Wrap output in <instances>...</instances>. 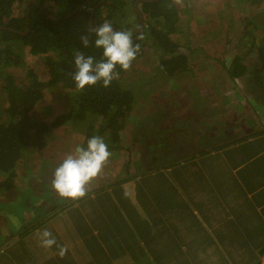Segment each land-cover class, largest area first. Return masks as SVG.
Here are the masks:
<instances>
[{
  "label": "crops",
  "instance_id": "1",
  "mask_svg": "<svg viewBox=\"0 0 264 264\" xmlns=\"http://www.w3.org/2000/svg\"><path fill=\"white\" fill-rule=\"evenodd\" d=\"M258 29L255 42L252 37L239 49L246 75L238 85H248L252 77L256 94H237L232 88L229 93L223 86L224 93L205 96L211 105L207 109L214 108L211 112L224 120L211 124V130L207 126V142L200 139L205 121L197 122L192 137L183 138V128L172 124L168 128L164 120L165 130L155 134L154 142L174 143L175 154L168 152L171 161H144L141 166L149 145L142 146V154L130 139L119 150L129 151L126 164L131 163L120 169L126 165L118 164L124 155L117 157L119 150H112L103 168L104 185L94 184L80 199L62 198L65 203L53 206L47 221L26 232L23 243L30 247L32 264H174L173 252L185 254L177 263L185 264L198 262L199 254L209 253L208 247L211 261L205 264L260 259L261 252L254 250L262 244L256 237L264 235V109L259 107H264V25ZM199 147L207 151H190ZM44 229L52 233L56 245H41ZM20 244L17 237L0 247V264L6 260L21 264ZM59 246L67 248L63 257ZM9 250L12 253L5 254ZM163 250L172 251L161 259ZM23 264H28L24 257Z\"/></svg>",
  "mask_w": 264,
  "mask_h": 264
},
{
  "label": "trees",
  "instance_id": "2",
  "mask_svg": "<svg viewBox=\"0 0 264 264\" xmlns=\"http://www.w3.org/2000/svg\"><path fill=\"white\" fill-rule=\"evenodd\" d=\"M24 1L0 0V26H2L0 28V80L3 85V88L0 89V194L6 191L18 192V200H15L14 203H17L16 205L21 204L15 211L16 216L22 212L21 215L27 217L29 208L35 209V212L38 209H36L35 201L31 199L33 188L30 185L27 186L28 189L24 194H21L22 191L19 190V188L24 187H18L17 183L20 173L17 169L18 160L30 155L29 160L24 161L26 168L24 178H27L26 181L28 182L34 181L37 175L42 174L36 169L37 165L41 169L47 166L56 168L63 158L62 155L55 152L56 148L52 146L47 148L51 142L50 136L54 131L57 132V130L62 129L64 131L62 137L74 141L67 132H70L71 128L77 127L75 125L81 122L83 125L86 122L87 126L84 129V138L79 142V145L86 146L88 138L98 135L104 138L109 151L120 149L121 146L123 147L122 137H124L121 133L126 125H129L128 119L140 116L141 111L136 112V114L131 113L135 95L141 93V90L135 85L125 86L119 78L113 80L111 86L107 88L103 87L101 82L93 87L78 90L71 75L76 70L74 52L83 51L85 55L94 56L96 59L102 57V49H97L94 46L96 37L91 29L107 20L112 23L114 28L125 31L120 25H126L125 20L129 19L130 12L134 13L133 7L135 2L137 4V0H31L29 11L27 10L29 0H26L25 3ZM141 1L146 8L135 9L141 12V14L139 12L136 14L141 27L144 19V35L142 40L133 38L134 43L140 45L136 59L145 53V47L148 44L144 41L146 36L149 38L150 35H154L158 46L165 48L166 52L174 50L177 46V42L172 37L174 33H182L184 38L190 36L184 30L185 23L180 21V8L172 0H139L140 5ZM186 1L193 3L192 8H196L197 14L211 4V0ZM212 3L211 11L217 17H221L224 3L222 5L214 4L213 0ZM93 9L95 10L92 13ZM145 9L148 10L145 12ZM185 9L190 12L191 7L188 6ZM123 10L128 12L121 13ZM14 12L17 13L15 16L12 15ZM225 16H228L229 20L235 23L236 20L231 14ZM91 19L94 27L90 23ZM253 19V17L240 19L244 34L242 33L239 40L247 34L248 38L253 37L255 42L256 36H253V30L258 26L257 21ZM163 22H165L164 27L167 30L160 28ZM141 30L138 31V34L141 33ZM86 34L90 37V44L87 48L84 47L80 39L81 35ZM152 43L154 44V41ZM26 46H29L31 56L38 58L33 61L27 60L29 65H27L24 57ZM171 54L169 58H162L158 67L170 75L186 69V55H174L172 52ZM218 61L222 67L221 74L227 73L228 78L241 76L245 72V65L239 67V64H236L239 57L233 61L229 69L224 66L223 60ZM41 63L46 65V70L43 71L49 74L48 80H45L44 76L43 79L40 78L43 72L39 71L38 67L41 66ZM12 66L22 67V71L26 70V78L23 83L21 82L23 78L17 77V73L10 69ZM117 71H119V75L126 72L119 66ZM203 77L208 79L205 75ZM228 78H225L224 82L229 81ZM218 79L220 80V77ZM251 79L249 82L251 89L248 90L249 83L247 85L246 82L245 86L242 87L235 80L236 87L232 92L240 94L248 91L256 94L255 84L251 82ZM218 85L223 86L222 83L213 82L212 95L216 92L223 93ZM48 90L54 95L61 93L57 94L60 98L59 101L57 96H53L51 100L48 98V103H45L47 96H49ZM205 99L208 100L206 97ZM60 104L67 108L62 111ZM182 106L183 99L179 98L176 113L178 118L183 121L185 120L184 113L177 112ZM169 108L172 109V107ZM209 110H214V108L204 109L201 113L207 115ZM154 126H158V124L155 123ZM130 133H126L129 138L131 137ZM178 134L176 131L175 136ZM111 140H115L117 143L113 144ZM170 146L173 151L177 150V148L174 149L176 147L174 143L170 142ZM46 152L49 156L46 155ZM183 154L186 155L185 150ZM32 158L35 162L30 161ZM130 163L131 161H128L126 166ZM53 173L54 171L52 177ZM4 197L0 198L1 202ZM23 197L25 199H22ZM51 212L52 209H48L41 216L43 218L48 217ZM12 214H8L6 208L0 210V231L5 235L6 232L16 227L15 224H12L13 222H9ZM35 219L39 220L38 218ZM212 222L211 226L213 225ZM25 231L20 230V233ZM18 234L14 238H17ZM9 242L0 236V247H5ZM262 248L260 254L264 253V244ZM251 249L252 245L249 246V250ZM192 262L194 261H187L185 264H193ZM257 264H260V259Z\"/></svg>",
  "mask_w": 264,
  "mask_h": 264
},
{
  "label": "rangeland",
  "instance_id": "3",
  "mask_svg": "<svg viewBox=\"0 0 264 264\" xmlns=\"http://www.w3.org/2000/svg\"><path fill=\"white\" fill-rule=\"evenodd\" d=\"M175 5L180 8V21L184 22L186 27L185 31L189 33L190 36H185V38L182 36V33H174L172 37L174 38L175 42H177V46L174 50H169L170 52H166L165 48L159 47L157 39L154 38V35H150L149 38L146 36L145 42L148 44L145 47V53L140 58L134 60L132 62V66L129 70L125 72V74L119 75V79H121V82L127 86H137L140 87L141 93H138V95H135V100L133 103V110L131 114H136V112L141 111L140 116H136V118L130 117L128 119L129 125H126V128L122 131L121 134H123L124 137H122V143L128 144L130 142L129 139L133 140L131 142V145L136 148V150L139 149V151L142 153V146L146 145V143L149 145L147 148V157H144L142 159L141 166H143L144 161H147L149 164L152 163V160H156L157 162L160 161H171L172 157L168 156V152H171L175 154L170 146L169 143H156L154 142V136L159 131H164L163 127H165L167 124L168 128L169 125L172 124V127H175V123L178 121L177 113H176V105L178 103L179 98L183 99V106L182 108L178 109L177 112H183L185 116V120H183L181 123H177V126H180V128H183L182 136H185L187 134V131L190 126L195 123L194 128L191 129L190 133H188V136H193V131L195 128H197V122L199 124H203L204 126H210L211 130V124L213 125L215 121L221 120L224 121L222 118L218 117L215 113H212L209 111L207 115H204L201 113L204 109H207V105L211 106L207 103V100L205 99V96L210 95L212 92V85L213 82L222 83L223 86L226 88L225 90L229 92V90L235 89L236 84L233 80L224 82L225 78L227 77V73L221 74V64L218 60L227 61V58H235L237 55H239V49L243 46L244 43H246L249 39L245 40H239L240 36H242V33L244 34L243 25L240 22L241 18L245 17H253L254 21H257V28L253 30V33L256 35L258 29L261 27V25L264 24V0H213L214 4L219 3L222 5L224 3V7L222 9V15L221 17H217V15L213 11H211V4L209 7L205 8L201 13L197 14L196 8L193 7V3L186 0H172ZM26 0L24 1V3ZM189 3V4H188ZM132 5V3H131ZM188 6L191 7L190 12L186 10ZM141 7L146 8L145 5L140 3L137 5L136 2L134 3V13L130 12L129 19H126V25H120L121 28H123L125 31H130L133 35H137L138 31L141 29V25L139 23L137 10L135 8ZM18 8V7H17ZM219 8V7H218ZM148 9H145V12ZM132 11V9H131ZM128 11H122L121 13H126ZM17 13L14 12L12 15H16ZM105 14V13H104ZM234 17L236 20L235 23H232V21L229 20V15ZM131 19V20H130ZM179 21V22H180ZM232 23V24H231ZM165 22L161 23L160 28H164L167 30L166 27H164ZM231 25V26H230ZM128 27V28H127ZM142 34V33H140ZM252 35V34H251ZM250 35V36H251ZM245 37H247V34H245ZM250 38V37H249ZM154 41V44L152 43ZM232 46V47H231ZM231 47V48H230ZM185 54L186 59V69L183 71H176L175 74L170 75L165 70L160 69L158 66L160 64V60L162 58H169L172 54ZM25 60L33 61L37 60L38 58L36 56H31L29 51V46L25 47ZM217 59H216V58ZM44 63V62H43ZM41 63V66L38 67L39 71H42V76L40 75L41 79L48 80L49 74L45 71L46 65ZM245 60L243 53L239 55V61H237L236 64H239V67L244 66ZM43 64V65H42ZM27 65L29 63L27 62ZM225 67H228L224 64ZM13 67V66H12ZM13 71L17 73V77L23 78L21 82L23 83V80L26 78V70L22 71V67H13ZM43 67V69H42ZM224 68V67H223ZM154 73V74H151ZM203 75H205L208 79H204ZM246 75V73L243 74V76ZM44 76V77H43ZM43 77V78H42ZM220 77V80L218 79ZM230 78V77H229ZM20 82V83H21ZM242 82L241 77L238 78V83L240 84ZM227 85H226V84ZM2 82L0 80V89L2 87ZM219 89H222V85H218ZM3 88V87H2ZM218 90V89H217ZM49 91V90H48ZM49 96H47L45 103H48V98L51 100L54 95L52 92H48ZM66 93V91H64ZM224 93V91H223ZM231 93V92H229ZM228 93V94H229ZM226 94V95H228ZM246 92H244V95ZM190 96H192L190 98ZM57 100L59 101V96H57ZM189 97V98H188ZM223 100V97L222 99ZM227 100V98H226ZM62 111L65 110L67 107H64L60 104ZM169 107H172L170 109ZM261 110L264 109L262 105L259 106ZM169 110V114H168ZM194 111V112H192ZM197 114V115H196ZM167 118H165V116ZM177 117V118H176ZM151 118H153L151 120ZM168 123L166 124L165 121ZM188 121H193L190 124ZM157 123L158 126H154V124ZM185 125V126H184ZM77 129L71 128L70 132H67L72 136L73 140H68L65 137H62L64 131L57 130V132H53V134L50 136L51 142L47 145L49 147L56 148L55 152L59 155H62V158L64 159L69 153H71L74 148L79 145V142L83 140L84 138V129L87 126V123L85 122V125L81 122L78 125H75ZM135 126V127H134ZM157 128V129H156ZM208 128V127H207ZM227 128V127H225ZM230 128V126H229ZM132 132L133 135H131V138H129L126 133ZM208 134V131L206 132ZM201 140L203 142H206L207 136L200 134ZM187 137V136H186ZM68 140V141H67ZM113 144L117 143L115 140H111ZM119 150V149H117ZM203 149L199 147V149L190 151L192 153H197L199 151H202ZM112 152V151H110ZM128 150L123 149L117 151L119 157L121 154L124 155L123 160H121L118 164L124 166L126 164L127 158H128ZM143 154V153H142ZM46 155L49 156V154ZM183 156V155H182ZM30 157V155H29ZM29 157L25 156L24 159L20 158L17 163V169L20 171L18 175V187H24L22 189L19 188L20 191H22L21 194L26 193V190L28 189L27 186L30 185V187L33 188V193H31V199L35 201L36 209H38L37 212H35V209L29 208V212L27 213V217L17 214L15 211L18 209L20 204L16 205L17 203H14L17 199V193L16 191L13 192H3L0 195L5 196L3 201L0 200V210L7 209L8 214L13 213L10 216L9 222H13L12 224H15V229L6 232V235L1 233L0 236H3V238H6V241H12L14 240V236L20 233V230L25 231L24 233L18 234V237H20L21 244L17 246L18 249L21 248L20 253L23 254L24 259L28 262V264H32L33 260V254L31 253L30 247L23 243L25 241V238H23L26 235L27 230H29L33 225L35 226L44 223L47 221L48 218H43L41 214L47 212L48 209H51L53 206H58L59 203H65L62 201V198L59 196L58 193H55L53 188L49 189L48 184L52 187L51 181H52V172L55 170V168L52 166L49 168L43 167L40 168L39 165L36 166V169L38 171H41L42 174L37 175L35 177L34 181H26L24 178L26 168H25V162L28 161ZM42 158V157H41ZM185 158H189V156H186ZM32 162H35L33 158L30 160ZM191 161V160H188ZM168 165V164H166ZM118 166V165H117ZM140 166V165H139ZM120 167V169L125 168ZM106 170H102V172L94 178L88 188L93 186L94 184L97 185H104L106 183ZM111 174L113 172H110ZM30 177V176H29ZM28 177V178H29ZM8 193V194H7ZM104 194V193H102ZM11 195V196H10ZM1 196L0 198H2ZM22 199H25L24 197ZM26 201V200H24ZM27 202V201H26ZM71 204H73V200L69 201ZM75 205V204H74ZM13 209H10V208ZM40 211V212H39ZM167 215V214H166ZM26 217V218H25ZM169 218V216L167 215ZM35 218H38L39 220H36ZM1 219V216H0ZM1 221V220H0ZM38 221V222H37ZM186 225H183L185 227ZM186 228V227H185ZM182 228V229H185ZM20 229V230H19ZM260 230H258L259 232ZM183 235L185 234V231H183ZM188 232V230H187ZM257 232V233H258ZM190 233V232H189ZM22 234V235H21ZM180 234V232H179ZM182 235V236H183ZM203 235L206 236L207 233L203 230ZM257 234H251L252 237L256 236ZM185 237V235H184ZM258 241H261L262 244L255 247L254 253L262 252V246L264 243V235H259L256 237ZM218 245V241H216L215 246ZM172 251V250H171ZM171 251L163 250L161 251V259L164 256H167ZM209 253L206 255L199 254V261L197 262L195 260L194 264H205V262L211 261V249L208 247ZM244 254L249 253V248L246 247L244 250ZM12 253V250H9L5 254L9 255ZM171 254L175 255V258L177 259L174 264L180 263V259L184 258L183 255L178 254L176 252H173ZM23 257L21 258V264H23ZM251 258H254V254L250 256ZM12 259L14 257H11ZM254 260H247V264H256L257 263V257ZM5 264H11L9 263V260H6ZM19 264V263H18Z\"/></svg>",
  "mask_w": 264,
  "mask_h": 264
},
{
  "label": "clouds",
  "instance_id": "4",
  "mask_svg": "<svg viewBox=\"0 0 264 264\" xmlns=\"http://www.w3.org/2000/svg\"><path fill=\"white\" fill-rule=\"evenodd\" d=\"M138 4L139 0H137V5ZM138 12L141 14L139 10H137V13ZM91 31L95 33L96 37L94 46L97 49H102V57L96 59L94 56L85 55L83 51L74 52L76 70L71 75L78 90H84L86 87H93L101 82L103 87H110L112 81L119 78L117 67L119 66V68L124 71L129 70L132 66V62L136 59L140 51L139 43H134L133 38L142 40L144 35L143 30H141L142 34H137L136 36H133L130 31L118 30L107 20L101 25L91 29ZM80 39L84 47L87 48L90 44L89 35H81ZM245 39H249L248 36L244 37L242 40ZM237 57H239V55L235 58H227L229 64H227V61H224V64L228 66L227 69H229L231 63ZM242 76L243 75L230 77L227 80L238 81V78H242ZM188 122L187 124L191 125L193 121ZM194 125L195 123L190 126L191 128H189L187 134H185L183 138L188 136V133L194 128ZM206 132L207 127L204 126L201 134L208 136ZM209 147H211V144ZM204 151L207 150L203 149L202 152ZM111 155L112 153L109 151L108 145L103 137L94 135L88 138L86 146L77 145L55 168L51 181L53 189L61 198H70L73 200L83 198L89 190L88 186L91 181L102 172ZM39 238L41 245L45 248H50L57 244L55 237H53L52 233L47 229H44L39 234ZM66 252V247L59 246V255L61 257H63Z\"/></svg>",
  "mask_w": 264,
  "mask_h": 264
},
{
  "label": "water",
  "instance_id": "5",
  "mask_svg": "<svg viewBox=\"0 0 264 264\" xmlns=\"http://www.w3.org/2000/svg\"><path fill=\"white\" fill-rule=\"evenodd\" d=\"M30 3H31V0H29V2H28V6H27V10L29 11L30 10ZM138 8V7H137ZM94 10L95 9H93L92 10V13L94 12ZM90 23H91V25H92V27H94L93 26V21H92V19L90 20ZM0 28H2V26H0ZM144 29V26H142V30Z\"/></svg>",
  "mask_w": 264,
  "mask_h": 264
},
{
  "label": "built area",
  "instance_id": "6",
  "mask_svg": "<svg viewBox=\"0 0 264 264\" xmlns=\"http://www.w3.org/2000/svg\"><path fill=\"white\" fill-rule=\"evenodd\" d=\"M260 264H264V253L260 257Z\"/></svg>",
  "mask_w": 264,
  "mask_h": 264
},
{
  "label": "flooded vegetation",
  "instance_id": "7",
  "mask_svg": "<svg viewBox=\"0 0 264 264\" xmlns=\"http://www.w3.org/2000/svg\"><path fill=\"white\" fill-rule=\"evenodd\" d=\"M242 78L244 79L245 78V76H242ZM177 118V117H176ZM177 120H178V118H177ZM177 123H178V121L175 123V125L177 126ZM185 126V125H184Z\"/></svg>",
  "mask_w": 264,
  "mask_h": 264
}]
</instances>
